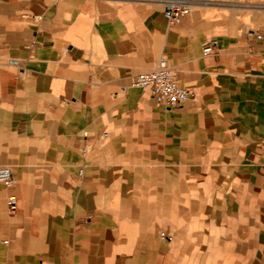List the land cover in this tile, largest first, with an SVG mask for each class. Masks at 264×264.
I'll return each instance as SVG.
<instances>
[{"label":"crops","instance_id":"1","mask_svg":"<svg viewBox=\"0 0 264 264\" xmlns=\"http://www.w3.org/2000/svg\"><path fill=\"white\" fill-rule=\"evenodd\" d=\"M163 12L0 0V264H264V28ZM160 59L176 109L131 87Z\"/></svg>","mask_w":264,"mask_h":264},{"label":"built area","instance_id":"2","mask_svg":"<svg viewBox=\"0 0 264 264\" xmlns=\"http://www.w3.org/2000/svg\"><path fill=\"white\" fill-rule=\"evenodd\" d=\"M161 3L164 18L170 26L180 24L185 17L192 13L195 7L192 0H162ZM257 38L262 39V35H257ZM216 45V39L209 40L203 47L204 54L211 55ZM10 63L15 62L11 60ZM131 87L149 90L155 102L166 110L176 109L195 97L192 91L179 83L166 59H160L155 69L136 75L131 82ZM102 136L108 137L109 134L105 132ZM82 153L87 154L88 149L83 148ZM0 184L5 187L13 186V172L9 167H0ZM7 204L9 211L14 213L19 207V200L12 195L7 198ZM163 237L166 238L167 236L163 234Z\"/></svg>","mask_w":264,"mask_h":264},{"label":"rangeland","instance_id":"3","mask_svg":"<svg viewBox=\"0 0 264 264\" xmlns=\"http://www.w3.org/2000/svg\"><path fill=\"white\" fill-rule=\"evenodd\" d=\"M115 3L130 1L162 7V0H109ZM190 14L201 30L212 37L226 32L259 30L264 28V0H192ZM207 2L208 5H204ZM167 23V22H166ZM168 24V23H167Z\"/></svg>","mask_w":264,"mask_h":264},{"label":"bare ground","instance_id":"4","mask_svg":"<svg viewBox=\"0 0 264 264\" xmlns=\"http://www.w3.org/2000/svg\"><path fill=\"white\" fill-rule=\"evenodd\" d=\"M204 5H208L207 2H205ZM195 6H198V5H195Z\"/></svg>","mask_w":264,"mask_h":264}]
</instances>
